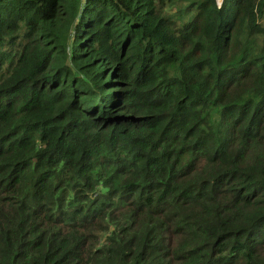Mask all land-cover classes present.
Masks as SVG:
<instances>
[{
	"label": "trees",
	"instance_id": "trees-1",
	"mask_svg": "<svg viewBox=\"0 0 264 264\" xmlns=\"http://www.w3.org/2000/svg\"><path fill=\"white\" fill-rule=\"evenodd\" d=\"M0 264H264V0H0Z\"/></svg>",
	"mask_w": 264,
	"mask_h": 264
},
{
	"label": "rangeland",
	"instance_id": "rangeland-1",
	"mask_svg": "<svg viewBox=\"0 0 264 264\" xmlns=\"http://www.w3.org/2000/svg\"><path fill=\"white\" fill-rule=\"evenodd\" d=\"M214 1H215V0H214ZM215 5H216V7H219L220 4L217 5L216 2H215Z\"/></svg>",
	"mask_w": 264,
	"mask_h": 264
}]
</instances>
